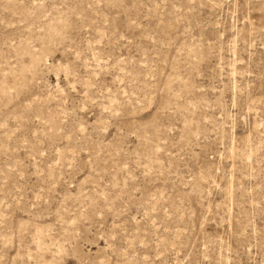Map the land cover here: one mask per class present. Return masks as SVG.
Instances as JSON below:
<instances>
[{
  "label": "rangeland",
  "instance_id": "1",
  "mask_svg": "<svg viewBox=\"0 0 264 264\" xmlns=\"http://www.w3.org/2000/svg\"><path fill=\"white\" fill-rule=\"evenodd\" d=\"M0 264H264V0H0Z\"/></svg>",
  "mask_w": 264,
  "mask_h": 264
}]
</instances>
